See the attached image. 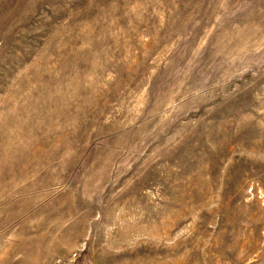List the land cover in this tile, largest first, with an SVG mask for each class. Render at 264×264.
<instances>
[{
	"label": "rangeland",
	"instance_id": "rangeland-1",
	"mask_svg": "<svg viewBox=\"0 0 264 264\" xmlns=\"http://www.w3.org/2000/svg\"><path fill=\"white\" fill-rule=\"evenodd\" d=\"M0 264H264V0H0Z\"/></svg>",
	"mask_w": 264,
	"mask_h": 264
}]
</instances>
